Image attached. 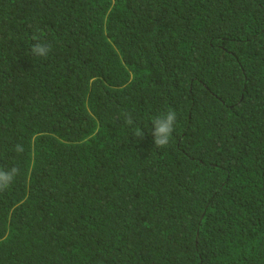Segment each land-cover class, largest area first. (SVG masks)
<instances>
[{
	"label": "trees",
	"instance_id": "trees-1",
	"mask_svg": "<svg viewBox=\"0 0 264 264\" xmlns=\"http://www.w3.org/2000/svg\"><path fill=\"white\" fill-rule=\"evenodd\" d=\"M0 164V264H264V0H0Z\"/></svg>",
	"mask_w": 264,
	"mask_h": 264
},
{
	"label": "clouds",
	"instance_id": "clouds-1",
	"mask_svg": "<svg viewBox=\"0 0 264 264\" xmlns=\"http://www.w3.org/2000/svg\"><path fill=\"white\" fill-rule=\"evenodd\" d=\"M31 39L35 41V43L31 44V55L36 58L47 59L53 46L47 40L43 31L37 28ZM124 122L132 127V134L137 139L145 138V131L136 123L132 113L124 114ZM150 124L149 132L153 137L154 150L166 148L170 144L176 129L177 112L172 108H166L152 116ZM14 151L17 154H22L25 151L23 144H16ZM20 172V168L15 165L5 167L3 164H0V193L7 191L12 186L16 178L20 175Z\"/></svg>",
	"mask_w": 264,
	"mask_h": 264
}]
</instances>
